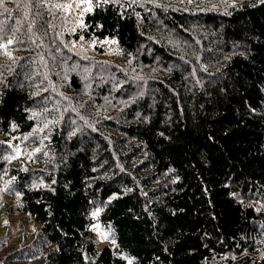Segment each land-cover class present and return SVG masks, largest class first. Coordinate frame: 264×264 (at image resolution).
<instances>
[{"label": "trees", "instance_id": "trees-1", "mask_svg": "<svg viewBox=\"0 0 264 264\" xmlns=\"http://www.w3.org/2000/svg\"><path fill=\"white\" fill-rule=\"evenodd\" d=\"M46 1L0 3V218L30 225L0 261L264 264V0H92L73 31Z\"/></svg>", "mask_w": 264, "mask_h": 264}, {"label": "rangeland", "instance_id": "rangeland-1", "mask_svg": "<svg viewBox=\"0 0 264 264\" xmlns=\"http://www.w3.org/2000/svg\"><path fill=\"white\" fill-rule=\"evenodd\" d=\"M19 1H22V0H19ZM119 1L121 3L128 2L129 4H135L136 6L141 7L144 13H148V12L152 13L155 7H158L157 10L164 11L165 9L168 8V6H178L179 10H182V11L190 10V12H193V13L199 12L197 8L199 7V3H198L199 0H157L156 4L153 2V0H119ZM202 1L205 2L206 7L217 6L220 9H226V5H228L227 0H202ZM0 3H1V0H0ZM64 4H71L72 7L70 9L58 7V5H64ZM77 5H79V7H77ZM3 6L10 7L11 5H10V2H6L3 5H1V7ZM44 6H45L44 9H46V11L49 13L50 16L55 17V19L61 18L62 28L64 27V22H65V24L66 23L68 24L67 26H68L69 31H73L76 27L82 25V17H83V14L87 12L85 11V9L89 7V4L87 3V0H54V1L47 0ZM91 7H92V4H91ZM194 10H197V11H194ZM177 34L178 35L176 34L175 35L178 36L179 38H184L182 34H179V33ZM175 35H171V36L176 38ZM113 41H114L113 39L104 40V43H105V53L104 54L110 58H113L118 54L116 43ZM187 49H190V48H187ZM100 63L101 62H98L97 64H93V66H87V64L82 63V62L72 65L73 68H75L76 72H79L82 75L81 77L82 83H83L82 88L85 89L89 87V85L87 84V81L92 82L96 79H99V77H96V79L94 77H92V79H89L91 77L93 69H95L96 72L102 73L103 77L105 76L106 78H110L109 73L103 70H108L109 67H111L114 70V67L117 68V64H118L115 62H111L110 65H100ZM156 67L158 66L156 65ZM70 70H72L71 67H66L67 72H69ZM159 70L162 71V69H159ZM144 79H145L144 83H142L143 80L135 83V85L133 86V90H137L138 92H141L147 89L148 91L151 85L148 83L149 79H147V76H145ZM63 85L64 84L61 82V86ZM61 94H62V97L66 101L68 102L71 101L70 98L63 95L62 91H61ZM108 103H110V100H108L105 103V105H107ZM15 149H17V153L20 152L19 147H16ZM93 228L95 231L97 245L99 248H101L104 244L109 242L110 231L98 223H95ZM24 229H30V225L27 224L21 227L19 225L18 216H14L12 224L8 227V229H7V224L5 223V221H3V219L0 218V233L3 234L2 238L6 239L9 242H13V244H15L17 240L23 236L24 232L26 231ZM2 238H0V242L2 241ZM6 245H7L6 243H4L3 245L0 244V248H3L4 250V253L0 254V260H3V258L6 255H8L11 251V248L9 246L7 248H4ZM21 251L23 252L22 249ZM0 264H7V263L0 261ZM8 264H42V261L40 260L39 257H36V256L34 257H29V256L24 257L23 256L22 258L9 262Z\"/></svg>", "mask_w": 264, "mask_h": 264}, {"label": "snow or ice", "instance_id": "snow-or-ice-1", "mask_svg": "<svg viewBox=\"0 0 264 264\" xmlns=\"http://www.w3.org/2000/svg\"><path fill=\"white\" fill-rule=\"evenodd\" d=\"M104 2H107V0H104ZM87 3L89 4V7L86 8L85 11H89L90 12L92 10V8H91L92 0H87ZM58 7H62V8H65V9H70L72 7V5L71 4H64V5H58ZM77 7H79V5H77ZM5 11H7V9H5ZM113 42H115V41H113ZM11 43H12V41L9 40L8 44H11ZM2 47L5 49L4 54L9 56V57H11V53L7 52V50H6L7 49V44L3 45ZM37 151H39V149H37ZM98 214H99L98 211L96 213H93V215H98ZM129 264H131V262H129Z\"/></svg>", "mask_w": 264, "mask_h": 264}]
</instances>
